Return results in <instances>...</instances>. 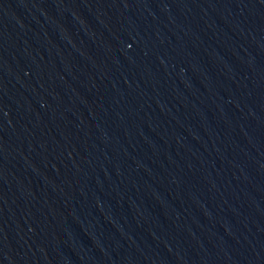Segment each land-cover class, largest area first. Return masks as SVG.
<instances>
[{
    "label": "water",
    "instance_id": "1",
    "mask_svg": "<svg viewBox=\"0 0 264 264\" xmlns=\"http://www.w3.org/2000/svg\"><path fill=\"white\" fill-rule=\"evenodd\" d=\"M0 264H264V0H0Z\"/></svg>",
    "mask_w": 264,
    "mask_h": 264
}]
</instances>
